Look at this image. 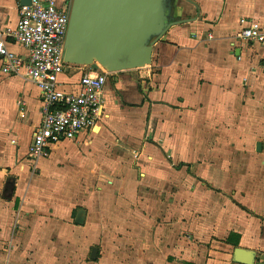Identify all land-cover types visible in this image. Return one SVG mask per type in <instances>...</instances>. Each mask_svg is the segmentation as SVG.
<instances>
[{
    "label": "crops",
    "instance_id": "obj_1",
    "mask_svg": "<svg viewBox=\"0 0 264 264\" xmlns=\"http://www.w3.org/2000/svg\"><path fill=\"white\" fill-rule=\"evenodd\" d=\"M20 7L0 0V32ZM172 16L192 21L154 46L151 66L111 74L102 120L71 140L95 171L77 205L34 188L40 91L0 62V264H238L239 249L264 264V47L239 38L243 20L264 28V0H174ZM57 145L38 162L54 167L48 181Z\"/></svg>",
    "mask_w": 264,
    "mask_h": 264
},
{
    "label": "built area",
    "instance_id": "obj_2",
    "mask_svg": "<svg viewBox=\"0 0 264 264\" xmlns=\"http://www.w3.org/2000/svg\"><path fill=\"white\" fill-rule=\"evenodd\" d=\"M72 2L61 9L53 0H32L31 5H21L16 28L0 32L2 74L21 77L40 91L42 119L28 153L33 163L49 158L54 145L76 140L82 133L94 129L104 116V91L111 74L103 68L96 71L91 67L68 65L64 60ZM242 23L239 38L264 47L261 24L254 20ZM12 43L26 53L14 52ZM73 67L83 72L79 88L68 90L62 77L70 74Z\"/></svg>",
    "mask_w": 264,
    "mask_h": 264
},
{
    "label": "water",
    "instance_id": "obj_3",
    "mask_svg": "<svg viewBox=\"0 0 264 264\" xmlns=\"http://www.w3.org/2000/svg\"><path fill=\"white\" fill-rule=\"evenodd\" d=\"M31 4L21 0L22 6ZM173 10L174 0H73L64 60L96 71L102 67L110 74L151 66L154 46L172 27L192 21L175 19ZM257 151L262 152V143ZM84 215L80 211V223ZM255 257L239 249L234 259L254 264Z\"/></svg>",
    "mask_w": 264,
    "mask_h": 264
},
{
    "label": "rangeland",
    "instance_id": "obj_4",
    "mask_svg": "<svg viewBox=\"0 0 264 264\" xmlns=\"http://www.w3.org/2000/svg\"><path fill=\"white\" fill-rule=\"evenodd\" d=\"M79 75V73L75 74V72H73L67 77L71 80V82H76L79 78ZM252 136L253 134H251V137ZM252 141L255 143L256 140L253 139ZM71 142L72 141H65L59 143V145H57L55 151L53 152L55 156L54 160H50L55 164L54 171L56 174L58 173L60 175L59 179L56 178L54 179V181H48L49 176H53V174L49 175V173H52L53 166L50 169L46 170L45 168L43 169L42 167H40V165L38 166V163H30L31 173L35 176L36 181L34 183V188L39 190L43 187V191L46 193L43 200L45 199L46 201H48V205L51 204V201H53V199H51L52 195H55L57 198L60 199H70L73 205H77V203L79 202V197L84 196L88 191H90L94 187L92 175L95 174V171L87 170V172H82V169L85 168V165L83 164L82 167L78 165L79 159L81 157L84 158L85 156L82 150H85L84 147L86 146H79L78 143ZM66 167H68L67 172L65 170ZM77 168L81 169L78 170ZM251 171L254 172V167H252ZM44 206L46 205L44 204ZM15 228L16 227L13 228V231L15 230ZM118 237L123 238L117 233H115V235L113 236V238L115 239H118ZM8 240H10V238ZM123 240L127 239L123 238ZM107 243L108 242L106 240V244Z\"/></svg>",
    "mask_w": 264,
    "mask_h": 264
},
{
    "label": "bare ground",
    "instance_id": "obj_5",
    "mask_svg": "<svg viewBox=\"0 0 264 264\" xmlns=\"http://www.w3.org/2000/svg\"><path fill=\"white\" fill-rule=\"evenodd\" d=\"M102 68V67H101Z\"/></svg>",
    "mask_w": 264,
    "mask_h": 264
}]
</instances>
